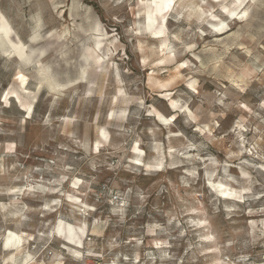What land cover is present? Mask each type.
Wrapping results in <instances>:
<instances>
[{
  "label": "rangeland",
  "instance_id": "1",
  "mask_svg": "<svg viewBox=\"0 0 264 264\" xmlns=\"http://www.w3.org/2000/svg\"><path fill=\"white\" fill-rule=\"evenodd\" d=\"M157 1L0 0V264H264V0Z\"/></svg>",
  "mask_w": 264,
  "mask_h": 264
},
{
  "label": "bare ground",
  "instance_id": "2",
  "mask_svg": "<svg viewBox=\"0 0 264 264\" xmlns=\"http://www.w3.org/2000/svg\"><path fill=\"white\" fill-rule=\"evenodd\" d=\"M167 2H168V0H159L155 3L154 10L156 12L160 13L162 17H164L165 11L170 8V7L169 8L163 7V5ZM151 7L152 6L150 4L147 6L146 9H150ZM7 22L8 21L5 20L4 16L0 13V43L3 44L2 50L9 52L11 54V56H13V57L21 59V58H23V56L26 55L25 45L21 41H15L12 39V37L10 36L11 28L9 27ZM220 30H222V28ZM220 32H222V31H220ZM99 44H100V42H97V45H99ZM99 60H100L99 56L95 57L96 62H98ZM20 77H21V81H23L24 78L22 76H20ZM134 149H135V151H138L139 148L135 147ZM227 186H226V188H227ZM225 192H226V190H225ZM228 192L230 193V191H228ZM230 195H231V193H230ZM56 227H57V236L64 237L63 239L66 240L67 244L76 245L78 247L79 246L81 247L84 245V241H83L84 230L83 229H80L79 232H76L74 230L73 225H71L69 223H63L62 221H60ZM207 237L208 236L204 237L203 240L208 241L209 239ZM25 246H26V244L24 243V240L22 239V237L20 235H18L15 232H10V234L6 240V244H5V247L7 249L9 248V251H16V253H20L25 248ZM12 256H11V258H12ZM100 264H108V263H100Z\"/></svg>",
  "mask_w": 264,
  "mask_h": 264
},
{
  "label": "snow or ice",
  "instance_id": "3",
  "mask_svg": "<svg viewBox=\"0 0 264 264\" xmlns=\"http://www.w3.org/2000/svg\"><path fill=\"white\" fill-rule=\"evenodd\" d=\"M163 7H165V8H169V7H172V0H168V2L167 3H165L164 5H163ZM246 15V14H245ZM223 27V25H221V28ZM220 29H217V31H219ZM165 122H167V121H165Z\"/></svg>",
  "mask_w": 264,
  "mask_h": 264
}]
</instances>
